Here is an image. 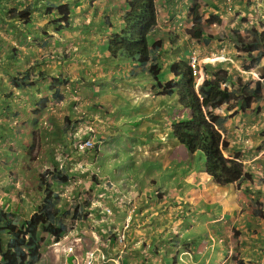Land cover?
<instances>
[{"label":"rangeland","instance_id":"rangeland-1","mask_svg":"<svg viewBox=\"0 0 264 264\" xmlns=\"http://www.w3.org/2000/svg\"><path fill=\"white\" fill-rule=\"evenodd\" d=\"M29 2L0 0V207L9 209L12 221L20 225L42 202H51L46 195L47 189L58 194L52 200L60 210H70L77 205L82 210V217L68 221L70 230L67 233L54 239L39 231V246L29 251V257H37L33 264H66L65 259L71 263L75 255L69 254L72 250L68 247H76L84 239L98 240L103 237L100 234L106 230L101 229L100 217L107 222H117V229L123 234L124 242L132 245L134 225L128 221L123 227L133 203L128 198L139 196L141 200L135 201L136 209H142L156 200L157 191L165 196L173 194L174 191L167 189L171 179L166 177L173 174L176 175L173 187L182 192V180L190 173L187 170L192 165L197 170H203L205 156L195 151L192 158L185 161L181 150L177 149L178 141L171 132L172 124L178 121L176 119L173 122L172 119V101L177 99L176 94L150 98L114 91L112 96L115 97H109L110 100L116 102L120 97L125 103L114 104V110L108 112L103 107L84 104L83 99L88 98L83 94L82 99L79 98L83 88L77 89L81 77L69 71L75 67L71 62H76L77 55L70 57L68 50H56L51 46V39L50 45L44 47L45 37L48 38L51 29H54L50 14L46 13L44 6H38L44 5L46 0H33L35 5L33 8L31 6L28 15L14 16ZM75 5L72 0L70 8L74 9ZM207 21L205 25L216 21V18H208ZM103 24L99 22L98 31ZM103 45L99 43L100 50ZM63 58L70 65L68 71L58 62ZM25 71L31 72L33 82L31 85L15 87L13 78L20 77L19 73ZM57 73L58 76H53ZM167 77L168 72L162 73L158 80L166 81ZM148 79L146 82H149ZM52 86L62 94L61 99L53 96ZM96 111L99 115H96ZM144 115L147 117L139 120ZM107 116L111 117L109 123L105 119ZM185 119L181 116L179 120ZM83 124L93 127L94 131L87 133V136H93L99 148L98 154L95 148L84 152L76 150L77 137L83 136L86 131L84 128L80 130ZM260 145L264 147V141L256 144L258 147ZM163 146L164 149H161ZM181 149L187 152L183 147ZM173 155L174 171L172 165L163 163ZM53 168H62L68 173L69 180L57 184L50 176L43 175L45 169ZM149 178H154L155 183L151 184ZM226 189L232 190L230 184ZM148 197H152L149 202ZM104 203L107 205L103 206ZM256 204L258 206V201ZM107 209L111 210V214ZM158 212L162 213L158 209L154 211L152 224L164 225L166 218L159 217ZM131 217L134 215L128 219ZM184 226L175 230L166 225L160 230L159 239H152L150 246L161 248L160 259H163L164 253H172L173 256L169 258H174L178 264H213L209 252L194 253L187 250L185 245L203 239L217 241V238L206 236L208 232L203 222L201 226L204 228L197 231L185 230ZM236 231L232 227L229 234L225 233V239L235 240L238 236ZM110 233V243L118 246L116 232L113 230ZM108 237L105 236V239L108 240ZM6 238L3 236V243L7 242ZM162 240L167 247L160 244ZM170 242L178 246L175 249L168 248ZM221 253L225 256L227 250L224 248ZM17 263L20 264L19 261Z\"/></svg>","mask_w":264,"mask_h":264},{"label":"crops","instance_id":"crops-1","mask_svg":"<svg viewBox=\"0 0 264 264\" xmlns=\"http://www.w3.org/2000/svg\"><path fill=\"white\" fill-rule=\"evenodd\" d=\"M48 1L38 6L46 7L47 3L51 2L67 3L70 8L72 2V0ZM74 2L76 3L74 9L70 8L69 27L53 25L54 29H51L48 38L45 37L46 41L43 44L44 47L49 46L51 39V46L56 50H68L70 57L77 55L76 62H71L75 67L69 71L78 73V78L81 77L77 89L83 88L80 91L81 99L82 94L88 98L83 99L84 104L91 103L97 108L103 107L108 112L113 109L114 104L125 103L120 97L116 102L110 100L109 97H115L112 96L114 91L124 95L149 96L150 98L159 96L161 95L159 92L167 84H180L181 62L188 63L192 52H195L199 58L198 84L204 77H210L217 70H223L227 77L224 81L225 87L232 89L237 86L239 80L260 79L263 72L264 58L254 68L242 69L241 63L244 59L243 56H238L242 54V51L237 50L238 42L232 31L238 30L241 36L245 37L264 29V0H233L230 10H226L224 0H198L203 28L199 39L191 38L186 34V29L194 24L189 14L192 0H156L157 24L147 36L149 46L156 40L161 41V47L156 52V62L160 71L156 77L143 71L146 65H141L122 50L117 51L114 56L110 55L109 39L119 36L125 28L122 15L127 9V0H74ZM29 5L34 7L33 0H30ZM50 16L53 19L57 17V14L53 11ZM213 17L216 21L204 24L206 19ZM101 21L104 24L98 31ZM99 43L104 44L102 50L98 47ZM59 61L61 67L68 71L70 65L67 59L63 58ZM176 64L177 67H175ZM166 72H168V80L159 81L158 76ZM147 78H150L149 82H146ZM261 79L264 80V76ZM174 95L175 93L169 96ZM172 103H174L173 122L176 119L179 120L181 116L190 117V110L181 107L178 96ZM238 106L239 102L230 100L222 103L216 112L225 115L222 135L229 142V147L223 151V154L225 157H232L238 153V160L248 172L249 178L241 180L239 184H230L232 190H228L226 189L228 184H216L207 174L205 167L203 170H197L198 168L192 165L187 170L190 173L182 180L184 189L181 192L173 187V179L176 175L166 176L171 179L167 189L174 191L173 194L165 196L157 191L156 200L152 202V197H148L147 201H151L150 205L142 209L138 207L136 209L135 201L141 200L139 196L128 198V201L133 203L127 212L124 225L128 221L129 224L134 225V233L131 235V240L134 242L132 245L126 243L125 246L112 245L109 240L111 236H108L112 235L110 231L117 229L118 223L107 222L100 217L101 229L106 230L100 234L103 237L98 240L84 239L78 242V246L68 247L72 250L69 254L75 255L71 263L65 259L66 264L89 262L90 264H153L157 262L178 264L177 260L169 258L173 256L172 253H164L163 259H160L161 248L156 245L150 246L151 240L159 239V232L166 225L175 230L185 225L183 229L197 231L204 228L201 226L202 222L207 228L206 236H215L217 241L203 239L193 244L187 242L185 245L187 250L194 253L209 252L213 264H237L240 259L241 264H264V165H262L264 164V147L256 146L257 143L264 141V97L252 103V107L245 111H239ZM96 113L99 115V112L96 111ZM146 117L144 115L139 120ZM110 118L109 116L105 118L107 123ZM177 145L185 161L192 158V154L179 142ZM182 147L187 151L186 153L181 149ZM161 149H164V146ZM174 159L175 155L163 162L164 165H172L173 171L175 170ZM149 182L154 184V178H149ZM187 200L189 201L186 202ZM105 205L107 203L103 204ZM157 209L162 211V213L158 212L159 217L166 218L164 225L152 224V219L155 218L154 211ZM138 210L139 212L136 213ZM132 214L134 217L128 219ZM232 227L238 230V236L235 240H226L224 235L229 234ZM160 244L166 246L163 240ZM177 246L178 244L168 243V248L175 249ZM224 248L227 250L225 256L221 253ZM232 254L238 257L236 256L235 259Z\"/></svg>","mask_w":264,"mask_h":264},{"label":"trees","instance_id":"trees-1","mask_svg":"<svg viewBox=\"0 0 264 264\" xmlns=\"http://www.w3.org/2000/svg\"><path fill=\"white\" fill-rule=\"evenodd\" d=\"M192 1L189 12L195 24L186 30V34L191 38L199 39L203 31L202 14L199 11L198 0ZM30 9L31 5H27L18 10L14 16H26ZM45 11L49 14L55 11L57 14V17L51 21L54 25L69 27L70 8L67 3H47ZM122 19L125 28L119 36H113L108 41L110 55L114 56L117 51L122 50L141 65L147 64L144 71L156 77L159 74L156 52L161 47V41H154L150 47L147 42V35L157 24L155 1L127 0V10L122 15ZM207 20H205L206 23ZM232 32L238 42L237 50L242 51V54L238 55L239 57L243 56L244 59L241 63L242 69L254 68L264 58V29L245 37H242L238 30ZM182 66V87L176 89L173 87V83H170L159 92L161 95L177 92L181 106L190 110L189 118L172 124L173 137L190 154L199 151L205 156V170L216 184H239L241 180L249 178V174L244 170L241 161L238 160V153L232 157L224 156L223 151L229 147V142L222 135L225 115L218 114L216 110L222 103L235 100L239 102L238 109L242 112L252 107V103L255 101L261 100L264 97V80L261 79L264 76V68L260 79L239 80L237 86L232 89L222 86V83L227 79L226 72L217 70L210 77H205L196 91L190 67L186 64H182ZM19 74H21L20 77H14L12 80L15 87L31 85L33 81L30 71ZM68 80L69 77H67ZM51 89L54 90L52 93L54 97L62 98V94L53 86ZM94 147L97 151L98 145L95 144ZM43 175L50 176L57 184H63L69 180L68 173L62 168L45 169ZM46 195L51 202H42L39 208L20 225L12 221L9 209L0 207V264H18V261L20 264H33L37 257H29V251L39 246L41 241L39 231L58 239L69 230V220L74 221L82 217V210H79L77 205L70 210H60L52 200L58 196L55 191L47 189ZM86 204L89 205L88 202ZM3 236L7 237L6 243L2 241ZM241 263L240 259L238 264Z\"/></svg>","mask_w":264,"mask_h":264},{"label":"clouds","instance_id":"clouds-1","mask_svg":"<svg viewBox=\"0 0 264 264\" xmlns=\"http://www.w3.org/2000/svg\"><path fill=\"white\" fill-rule=\"evenodd\" d=\"M155 1V3H156V0H154ZM193 2V1H192ZM232 4H233V1H232V3H231V7H232ZM200 5V4H199ZM225 8H226V10H227V7H226V5H225ZM127 10V9H126ZM125 10V11H126ZM49 14V13H48ZM124 14V13H123ZM189 14H190V12H189ZM69 17H70V15H69ZM190 17H191V15H190ZM123 20V19H122ZM191 20H192V18H191ZM124 23V22H123ZM195 24V23H194ZM194 24H192V25H190V27L189 28H187V29H190L192 26H194ZM125 25V24H124ZM186 29V30H187ZM121 33V32H120ZM148 36V35H147ZM149 45V44H148ZM151 46V45H150ZM149 46V47H150ZM193 55H195L196 56V67H197V73H196V75L195 74H193V72H192V69H191V67H190V60H191V57L193 56ZM136 60V59H135ZM138 62V61H137ZM182 64H186V65H188L189 67H190V69H191V72H192V75H193V77H194V89L197 91V89H198V86H199V84L203 81H201L199 84H198V82H197V78H198V76H200L199 74H200V72H199V70H200V67H199V58H198V55L195 53V52H192L191 54H190V56H189V59H188V63H183V62H181V82H180V84H176V83H173V87H175L176 89H178V88H180V87H182V84H183V77H182V72H183V66H182ZM146 66H147V64H145ZM145 65H143V66H145ZM175 67H177V64H176V66ZM143 71H144V69H143ZM160 72V71H159ZM153 77V76H152ZM205 78V77H204ZM222 86L224 87V88H227V87H225V83L223 82L222 83ZM177 96H178V94H177V92L175 93ZM171 95V94H170ZM179 97V96H178ZM80 98V97H79ZM179 99H180V97H179ZM78 101H80V100H78ZM77 103H79V102H77ZM180 104H181V102H180ZM182 107V106H181ZM182 108H184V107H182ZM187 109V108H186ZM189 118V117H188ZM179 121V120H178ZM91 127V129L92 130H89V128L88 127ZM89 126H87L86 127V125H84L83 124V126L80 128V130L81 129H85L86 131H85V133H84V135L83 136H78L77 137V139H76V141H75V144L77 143V141L79 140V139H86V138H92V140H93V136H87V133H90V132H93L94 131V129H93V127L91 126V125H89ZM78 128H79V126H78ZM80 132V131H79ZM85 134H86V136H85ZM94 145H95V143H94V141H93V146L91 147V148H88V149H93V148H95L94 147ZM184 147V146H183ZM75 148H76V145H75ZM88 149H85L84 151H86V150H88ZM99 149V148H98ZM98 149H97V151H96V154H98ZM76 150H77V148H76ZM78 151V150H77ZM84 151H82V152H84ZM79 152H81V151H79ZM89 206V205H88ZM108 210V213L109 214H111V210L110 209H107ZM77 220V219H76ZM70 222H72V220H69ZM75 221V220H74ZM126 226V224L123 226V227H125ZM69 230H70V227H69ZM68 230V231H69ZM67 231V232H68ZM114 231L116 232V234H117V237H118V234L119 233H121L118 229H114ZM67 232H65V233H67ZM236 232H238V231H236ZM233 257V256H232ZM233 258H235L236 259V255H234V257ZM86 264V263H85ZM87 264H90V262L89 263H87ZM238 264V263H237Z\"/></svg>","mask_w":264,"mask_h":264},{"label":"built area","instance_id":"built-area-1","mask_svg":"<svg viewBox=\"0 0 264 264\" xmlns=\"http://www.w3.org/2000/svg\"><path fill=\"white\" fill-rule=\"evenodd\" d=\"M232 1L233 0H224V3L226 5V7H227V10H230L231 9V3H232ZM190 67L192 69L193 74L196 75V73H197V67H196V56L195 55H193L191 57ZM88 128H89V130H92L90 126ZM92 146H93V140H92V138L79 139L77 141V143H76L77 150L78 151H81V152L84 151L85 149L91 148ZM117 240H118V244H121L122 246H125L124 236H123L122 233H119L118 234Z\"/></svg>","mask_w":264,"mask_h":264}]
</instances>
